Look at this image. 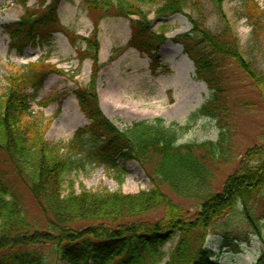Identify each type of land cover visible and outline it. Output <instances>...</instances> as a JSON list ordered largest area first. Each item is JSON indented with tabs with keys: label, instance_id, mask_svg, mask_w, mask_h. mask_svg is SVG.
<instances>
[{
	"label": "trees",
	"instance_id": "obj_1",
	"mask_svg": "<svg viewBox=\"0 0 264 264\" xmlns=\"http://www.w3.org/2000/svg\"><path fill=\"white\" fill-rule=\"evenodd\" d=\"M244 17L252 26L254 43L264 32V12L254 0H242ZM22 7L18 20L4 25L9 49L21 54L27 47L47 42L63 30L59 21L60 0H14ZM142 0H81V8L93 19L90 34L78 39L85 48L78 59L92 62L91 78L85 87L74 90L81 111L89 121L78 128L70 141L71 151L97 164L115 169L120 160H135L151 172L153 187L135 194L122 192H75L63 182L73 162L61 152L60 144L44 137L45 128L32 117L25 90L39 89L52 73L62 71L38 60L12 72L0 100V153L36 201L44 223L31 222L16 194L17 182L0 169V264H48L41 249L51 248L53 257L69 264H220L213 250L205 246L208 228L235 206L241 208L253 233L264 227V148H248L238 169L214 190L216 167L228 161L230 147L226 125L231 116L227 88L231 63L245 72L262 92L264 75L244 59L239 41L219 9L224 29L217 33L206 27L201 9L194 0H164L154 10L158 18L184 15L191 28L171 40L182 45L193 62L195 78L206 84L210 96L189 119L209 118L220 130L215 142L178 144L179 132L187 126H166L162 119L137 121L122 130L102 112L96 92L99 62V23L105 17L129 20L127 47L149 58L152 75L166 72L158 50L167 41L164 31L151 29V19ZM198 15L186 12V8ZM114 59L111 56L108 60ZM197 200L194 217L184 211L161 188ZM261 196L258 199V196ZM260 200V201H258ZM162 209L156 221L139 220L142 215ZM178 240L166 258L165 244L174 234ZM254 264H264V248Z\"/></svg>",
	"mask_w": 264,
	"mask_h": 264
},
{
	"label": "rangeland",
	"instance_id": "obj_2",
	"mask_svg": "<svg viewBox=\"0 0 264 264\" xmlns=\"http://www.w3.org/2000/svg\"><path fill=\"white\" fill-rule=\"evenodd\" d=\"M164 0H142L141 8L149 14L151 29L164 31L169 38L159 49V56L169 70L152 75L149 59L134 48L127 47L130 37L129 20L123 17H105L99 23L98 39L99 62L102 64L96 77V92L99 105L105 116L118 128L125 130L137 121L162 119L166 126H187L179 132L178 144L215 142L220 130L215 121L199 117L189 119L208 97L206 84L195 79L191 61L182 54L181 48L170 38L187 32L191 24L182 14L158 18L154 10ZM203 6L201 9L207 28L221 32L224 23L219 9L224 13L229 26L236 35L244 59L264 75V32L258 34L254 43L252 26L241 16L242 0H194ZM264 12V0H254ZM36 0H28V6ZM21 5L14 0H0V100L8 86L12 72L22 66L44 60L54 64L62 73H52L37 89L27 88L25 94L32 117L39 119L45 128L44 137L52 144H60L61 152L73 162L72 170L64 176V192L72 185L75 192H122L135 194L153 187L151 172L135 160H120L117 168L91 162L83 154L69 150L70 141L78 128L89 121L78 104L74 90L85 87L91 78L92 62L88 58L80 61L78 52L85 48L79 37H86L93 27V19L81 8V0H60L58 16L62 31L52 34L50 39L35 47H27L21 54L9 49V36L4 25L18 20L22 14ZM188 13L198 15L196 10L186 8ZM113 56L114 59H108ZM227 88L231 116L227 122V145L230 147L228 161L211 167V186L214 190L226 176L238 169V163L248 148H264V87L262 92L255 87L248 75L236 64L229 65ZM136 82V83H135ZM76 112L78 121L66 124L65 110L68 107ZM0 169L17 182L16 194L24 206L28 219L42 225V213L27 188L12 173L11 165L0 153ZM160 188L177 204L181 205L189 217L197 213V200L182 197L166 185ZM260 195L257 197L260 199ZM260 201V200H258ZM162 216V209L142 215L139 220L156 221ZM264 220H261L263 222ZM174 234L164 246L166 258L178 240ZM205 246L216 254L220 264H254L264 248V227L256 235L245 221L241 208L235 206L230 212L216 220L207 231ZM48 264H69L57 260L51 248L41 249Z\"/></svg>",
	"mask_w": 264,
	"mask_h": 264
},
{
	"label": "bare ground",
	"instance_id": "obj_3",
	"mask_svg": "<svg viewBox=\"0 0 264 264\" xmlns=\"http://www.w3.org/2000/svg\"><path fill=\"white\" fill-rule=\"evenodd\" d=\"M65 114H66V119H65L66 124L73 125L78 121V116L71 106L65 110Z\"/></svg>",
	"mask_w": 264,
	"mask_h": 264
},
{
	"label": "crops",
	"instance_id": "obj_4",
	"mask_svg": "<svg viewBox=\"0 0 264 264\" xmlns=\"http://www.w3.org/2000/svg\"><path fill=\"white\" fill-rule=\"evenodd\" d=\"M178 45V44H177ZM180 48H181V50H182V47L180 46V45H178Z\"/></svg>",
	"mask_w": 264,
	"mask_h": 264
}]
</instances>
